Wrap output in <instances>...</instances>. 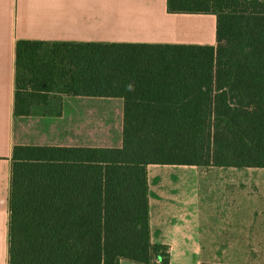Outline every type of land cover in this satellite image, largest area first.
<instances>
[{
    "label": "trees",
    "instance_id": "trees-1",
    "mask_svg": "<svg viewBox=\"0 0 264 264\" xmlns=\"http://www.w3.org/2000/svg\"><path fill=\"white\" fill-rule=\"evenodd\" d=\"M167 12L215 15L216 45L17 42L16 117L122 99V146L13 147L8 264H170L151 241L147 167L264 169V0Z\"/></svg>",
    "mask_w": 264,
    "mask_h": 264
},
{
    "label": "crops",
    "instance_id": "crops-1",
    "mask_svg": "<svg viewBox=\"0 0 264 264\" xmlns=\"http://www.w3.org/2000/svg\"><path fill=\"white\" fill-rule=\"evenodd\" d=\"M18 41L215 46L216 16L169 14L167 0H0V264L15 145L122 146V99L63 96L60 117L15 116ZM147 176L151 241L170 264H264V169L149 165Z\"/></svg>",
    "mask_w": 264,
    "mask_h": 264
},
{
    "label": "rangeland",
    "instance_id": "rangeland-1",
    "mask_svg": "<svg viewBox=\"0 0 264 264\" xmlns=\"http://www.w3.org/2000/svg\"><path fill=\"white\" fill-rule=\"evenodd\" d=\"M54 98H52L53 99V105L50 107L51 108V110H56V108H57V104L55 103V100L54 99H58V96H53ZM58 101V100H57ZM104 142V141H103Z\"/></svg>",
    "mask_w": 264,
    "mask_h": 264
}]
</instances>
